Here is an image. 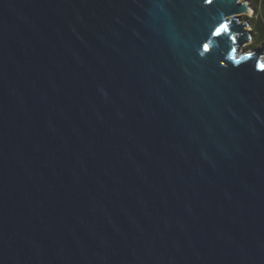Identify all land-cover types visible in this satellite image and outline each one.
<instances>
[{
  "label": "water",
  "instance_id": "obj_1",
  "mask_svg": "<svg viewBox=\"0 0 264 264\" xmlns=\"http://www.w3.org/2000/svg\"><path fill=\"white\" fill-rule=\"evenodd\" d=\"M252 14L0 0V264H264Z\"/></svg>",
  "mask_w": 264,
  "mask_h": 264
},
{
  "label": "trees",
  "instance_id": "obj_2",
  "mask_svg": "<svg viewBox=\"0 0 264 264\" xmlns=\"http://www.w3.org/2000/svg\"><path fill=\"white\" fill-rule=\"evenodd\" d=\"M254 8L252 22L253 45L251 49H257L264 44V0H251Z\"/></svg>",
  "mask_w": 264,
  "mask_h": 264
},
{
  "label": "snow or ice",
  "instance_id": "obj_3",
  "mask_svg": "<svg viewBox=\"0 0 264 264\" xmlns=\"http://www.w3.org/2000/svg\"><path fill=\"white\" fill-rule=\"evenodd\" d=\"M207 3H212V0H206ZM221 31L227 32L229 31V25L227 23H224L222 25H220V27H218L215 31V33H213L214 35H220ZM233 40H235V37H233ZM203 48L205 51L209 50V47L207 44L203 45Z\"/></svg>",
  "mask_w": 264,
  "mask_h": 264
},
{
  "label": "rangeland",
  "instance_id": "obj_4",
  "mask_svg": "<svg viewBox=\"0 0 264 264\" xmlns=\"http://www.w3.org/2000/svg\"><path fill=\"white\" fill-rule=\"evenodd\" d=\"M249 2H250V4H251V0H249ZM243 19H245V18H243ZM250 21H251V20H250ZM252 45H253V38H252V41H251V42H249L248 44H246V45L242 48V51L250 52V51L255 50V49H251V48H253ZM257 49H258V48H257Z\"/></svg>",
  "mask_w": 264,
  "mask_h": 264
},
{
  "label": "crops",
  "instance_id": "obj_5",
  "mask_svg": "<svg viewBox=\"0 0 264 264\" xmlns=\"http://www.w3.org/2000/svg\"><path fill=\"white\" fill-rule=\"evenodd\" d=\"M252 17H253V14H252L251 18H252ZM251 18H250V19H251ZM251 23H252V22H251Z\"/></svg>",
  "mask_w": 264,
  "mask_h": 264
}]
</instances>
